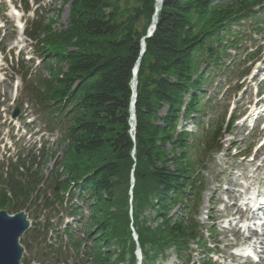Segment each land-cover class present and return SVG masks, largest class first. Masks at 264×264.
Segmentation results:
<instances>
[{"label":"trees","instance_id":"obj_1","mask_svg":"<svg viewBox=\"0 0 264 264\" xmlns=\"http://www.w3.org/2000/svg\"><path fill=\"white\" fill-rule=\"evenodd\" d=\"M62 1L70 4L64 29L54 32V20L41 19L26 32L37 41L40 56H47L49 76L30 83L26 92L49 128L60 127L62 141H68L63 160L68 179L62 188L81 180L82 191L90 188V220L106 248H114L97 255L96 263L113 264L116 256L119 264H135L131 227L143 264L168 250L188 251L198 237L200 162L191 157L188 144L190 137L197 138L176 127L180 117L201 113L196 95L203 84L200 70L216 66L225 49L234 48L227 41L237 35L230 25L240 28L241 20L255 19L253 8L264 0H164L137 71L133 138L130 81L154 0ZM15 171L12 167L7 191L0 195V206L8 205L10 212L25 208L40 182L34 174L21 183ZM54 199H60L58 194Z\"/></svg>","mask_w":264,"mask_h":264},{"label":"rangeland","instance_id":"obj_2","mask_svg":"<svg viewBox=\"0 0 264 264\" xmlns=\"http://www.w3.org/2000/svg\"><path fill=\"white\" fill-rule=\"evenodd\" d=\"M22 1L12 0L14 8L18 11L17 18L13 17V14L8 10L5 3L2 2L0 5V141L4 143V147L0 143V157L2 159H4L3 155L5 153H8L12 157L15 154H21L22 157L29 158L31 153L35 151L30 150L33 143L46 142L48 143V145H45L46 149L49 147L51 151H54L58 140L57 133L50 135L44 131L45 123L33 112L31 105L28 103V96L26 97L25 92H23L24 84H20L19 76L16 73V62L13 56H17L19 53V55L21 54L27 59L33 56V51L30 48V42L23 35H19L15 26H17L18 22L23 27L28 28L27 24L37 19L33 12L35 8L33 5L34 0H28L29 7L32 8L29 12L23 11ZM37 15H42L44 19H55L56 22L52 25V28L58 31L66 26L68 8L61 6L60 0H45L41 3ZM260 17L261 24L256 26L263 32L264 15H260ZM252 24L253 27H249ZM243 26L238 31L240 35L238 36L237 50L228 52L229 62L221 59L220 63L223 66L220 69L211 70L206 74V81L201 92L203 94L201 95L203 110L198 119L202 121L204 129L209 127L210 124L214 125L216 122H219L224 112L228 111V114L231 112L230 119L233 118L228 132H222V136L217 139V144L213 145V150L210 151V154L207 156L208 153H201L202 156L205 154L204 157L200 158L202 161H205L204 173L202 175L203 191L200 214V224L204 229L202 230L203 247L197 248L196 246H191V251L188 253V255L190 254L188 263L176 260L173 251L168 250L165 254V259H157L152 264H207L208 261L209 264H229L231 253L235 251L233 248L226 246L233 240L232 234L223 235L221 233L224 230L223 227H227V221L230 219V216H228V212L224 209V204L220 199L225 200L230 195L226 191V189L231 190L233 188L228 183L230 180H233V183L234 181L242 182L241 177L243 176L248 182L252 176L254 165L257 163L249 164L248 161L252 159L253 153L258 148L257 143H259L262 137L259 129H254L250 132L245 126V122H242V119L239 118V116L246 115L244 113L247 112L248 102L253 100L255 88L262 85L261 80L264 77V72L256 74L259 68L264 70V63L259 64L257 62V64L249 61L248 65L251 64L250 75L246 79L237 82V79H240L241 74L248 67V54L257 50L259 60L264 56L262 35H254L252 31V29L256 28L255 21L248 20ZM34 65L30 62L23 63V67L25 68H30L31 66L29 70L30 74H39L42 77L40 65ZM34 78L31 77L30 79ZM15 83L19 87L16 94V103L20 105L23 103V107H21L20 116L17 120H11L10 114L15 105V103H12ZM31 120L32 122H29ZM186 129L195 132L196 135H201L202 132L201 129L195 128L189 122L186 123ZM40 134L45 135L40 137ZM37 148L38 146L35 149ZM4 162H7V160ZM53 165L54 158L48 159L43 174L48 175ZM262 178H264V172ZM230 204H232V201ZM29 210L30 214H32L34 208H30ZM211 216H215L216 218L219 216V218L216 220L212 219ZM85 218L86 215L83 218L82 232L86 225ZM154 225L155 223L151 224V226ZM44 237L42 235V237L37 239V245L34 242H28L29 248L25 252L27 260L36 261L40 264L41 259L38 251L40 246L41 248L44 247V243L40 244L41 239ZM212 252L218 253L214 255ZM67 260L69 262L71 260L75 261L76 258H68ZM232 263L234 264V262Z\"/></svg>","mask_w":264,"mask_h":264},{"label":"bare ground","instance_id":"obj_3","mask_svg":"<svg viewBox=\"0 0 264 264\" xmlns=\"http://www.w3.org/2000/svg\"><path fill=\"white\" fill-rule=\"evenodd\" d=\"M159 1L160 0H156L157 4L159 3ZM262 100H264V98L261 99V101ZM262 132H264V127L262 128ZM253 162H260V163L255 166L253 175L252 177H250L251 182L246 183L245 185H238L236 181H234L233 183L232 182L233 180H230L228 183L229 185L233 186V188L231 190L226 189V191L229 192L230 195L225 200L220 199V201L224 204V209H226V211L228 212V216L231 217V220L228 221V228L225 231H222V234L223 235H226L228 233L232 234L235 242H238L241 238H243L245 242L249 243L250 241H252V238H255V241L251 242V244H248L246 249L248 250L253 249V251L256 250V252H258L257 255L259 257V260L264 264V257H261V255L264 253V233L261 234L262 238L260 236L259 238L258 234L256 233L257 227L250 228L245 223H242V222L251 221L253 219L254 214L250 213L251 209L254 208L260 200L264 199V191L258 188V185L260 184L261 173L264 171V144L258 150L255 151L252 159V163ZM262 185L264 187V180ZM237 187L244 189V192L252 191V194H254L255 192L257 193L259 192V193L258 195L254 194V200L252 201H248L249 200L248 198H243V199L241 198V200L245 202V205H243L242 203L238 204V201L240 200V197L244 194V192L242 193L240 190H238ZM231 201L232 204H230ZM246 202L250 203V206L248 208L246 207L247 206ZM211 218L217 220L219 216L217 218L215 216H211ZM236 220L237 223H242L244 225H242V227L237 229L235 225H232V223ZM242 228L243 230L241 231ZM244 232L247 233L248 235L247 237L243 236ZM261 232H264V228L261 229Z\"/></svg>","mask_w":264,"mask_h":264},{"label":"water","instance_id":"obj_4","mask_svg":"<svg viewBox=\"0 0 264 264\" xmlns=\"http://www.w3.org/2000/svg\"><path fill=\"white\" fill-rule=\"evenodd\" d=\"M163 0H160L155 6V13L152 17L151 26L149 33L141 40L142 47L145 41L149 38L153 28L156 25L157 13L162 6ZM143 50L140 52V57L137 59L133 72V79L131 82L132 89V104L135 100L136 94V73L139 67L141 56ZM18 107L13 115L17 113ZM132 116V127L134 124V111L131 105L130 110ZM133 178L131 179V184H133ZM28 229V222L26 221V216L23 213L15 214L13 217H9L4 211H0V264H19V259L21 257L22 248L18 245V237Z\"/></svg>","mask_w":264,"mask_h":264}]
</instances>
